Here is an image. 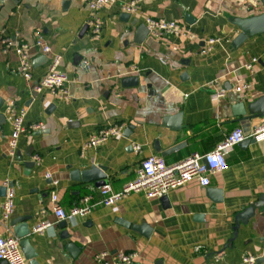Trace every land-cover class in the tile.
I'll list each match as a JSON object with an SVG mask.
<instances>
[{
    "label": "crops",
    "instance_id": "obj_1",
    "mask_svg": "<svg viewBox=\"0 0 264 264\" xmlns=\"http://www.w3.org/2000/svg\"><path fill=\"white\" fill-rule=\"evenodd\" d=\"M127 1L99 11L101 29L92 37L88 28L81 33L88 16L85 0H0V112L5 115L0 186L13 191L7 220L2 218L6 194L0 195V234L15 235L11 219L31 216L26 223L36 264H99L96 253L112 258L130 251L137 252L133 263L138 264H243L246 256L264 264L263 203L233 236L236 213L264 195V140L232 146L228 167L211 174L208 185L193 180L170 190L165 202L132 191L59 226L53 194L66 211L84 195L101 198L94 182L72 180L71 171L101 165L117 192L135 179L144 157L157 154L169 164L205 153L234 127L247 133L264 117L258 109L264 105V31L233 44L247 21L262 13L263 0H142L125 21L120 3ZM144 17L177 21L186 31L148 33L136 42ZM38 35L61 55L58 69L69 78L67 97L33 90L48 56L33 65L30 80L19 72L15 45ZM209 38L217 41L207 50ZM39 56L32 49V61ZM253 57L257 61L248 68ZM127 76L138 77V85L123 87L121 78ZM242 83L248 87L236 92ZM8 99L25 109L26 131L13 156ZM236 102L244 103L245 117L233 115ZM35 123L40 129L29 128ZM116 123L123 124L120 136L88 143L99 129ZM141 225L150 229L147 235L134 228ZM69 243L77 247L73 254Z\"/></svg>",
    "mask_w": 264,
    "mask_h": 264
},
{
    "label": "built area",
    "instance_id": "obj_2",
    "mask_svg": "<svg viewBox=\"0 0 264 264\" xmlns=\"http://www.w3.org/2000/svg\"><path fill=\"white\" fill-rule=\"evenodd\" d=\"M117 0H85L88 10L86 23L88 31L92 37L97 36L101 29L99 11L109 5L116 3ZM142 0H129L120 3V8L123 12L136 14L139 10V5ZM148 33L161 37L165 35H182L186 30L177 21L166 20L163 18L144 17L143 22ZM217 39L209 38L207 50L210 45ZM32 49L37 53L48 56V66L46 72L34 84L33 90L36 93L44 89L49 90L53 94L60 97L68 96L69 78L66 73L60 71L58 66L61 61V55L52 53L51 46L38 35L33 41H21L14 47L15 54L19 62V72L26 79L32 78ZM257 58L253 57L247 67L256 62ZM248 85L246 83L239 84L235 87L236 92H242ZM224 95V91L219 92ZM5 111L7 119L11 125L9 137L8 153L13 156L16 151L17 140L19 136L26 131L24 125L25 109L16 107L13 100L6 101ZM41 124L35 123L29 126L31 129H40ZM123 124L116 123L99 129L92 135L88 141L91 145H96L107 140L110 137H117L122 134ZM245 138H253L255 140H264V117L253 127L250 132L237 126L228 132L213 149L205 153H192L189 156L173 162L166 163L164 158L157 154H151L144 157L136 170V176L133 181L125 185L120 191H112L108 182L99 186L100 199L92 200V195H84L80 199V204L73 205L67 211L57 204L58 196L53 194L51 199L55 203L53 208L54 214L58 220H69L75 216H87L96 206L97 203L103 205H111L121 199L130 192H143L148 198H158L167 194L170 190L187 184L193 180H197L202 185L210 183V175L225 170L228 167L226 155L229 149L235 144L241 142ZM136 151L140 150V145H134ZM35 159L38 156L34 157ZM46 177H51L46 173ZM13 191L7 189L4 202L2 203V218L7 220L13 210L12 204ZM49 223L43 224L36 228L41 231L48 226ZM264 248V247H263ZM137 252H119L114 257H110L107 252L96 253L94 259L99 264H131L136 260ZM256 260L254 256H246L243 259V264H253ZM0 261L6 264H29L25 258L21 247L20 240L15 235L3 236L0 234Z\"/></svg>",
    "mask_w": 264,
    "mask_h": 264
},
{
    "label": "water",
    "instance_id": "obj_3",
    "mask_svg": "<svg viewBox=\"0 0 264 264\" xmlns=\"http://www.w3.org/2000/svg\"><path fill=\"white\" fill-rule=\"evenodd\" d=\"M263 4H264V0H263ZM121 18L125 21L128 20L129 18V13H122L121 14ZM137 19H135L133 21V23H136ZM88 28L87 23L83 25L82 29H81V33L85 32ZM264 31V9L262 11V13H260L259 15L255 16V17H251L248 21L247 24L245 25V28L243 29V31L241 33H239V35L234 39L233 44L235 46H237L242 40H244L246 38V34L247 33H255V32H263ZM148 34V29L146 27V25L144 23H140L137 28H136V35H135V41L136 42H142L145 37ZM47 60V55H42L39 56L38 58L33 59L32 63L33 65H35L38 61L40 60ZM78 59V58H77ZM121 85L123 87H131V86H136L138 85V77L136 76H127V77H123L121 78ZM264 101V98H263ZM2 105V100L0 99V108ZM260 111L261 115H264V105L261 106L260 108H258ZM232 112L233 115L236 116H246V109L244 107V103L243 102H236L232 105ZM5 122V115L0 112V126L3 125ZM126 131V129H125ZM126 133H124L125 135ZM253 138H245L244 140H242V142H246V141H250ZM32 164V162L30 163ZM26 165H29V163H26ZM106 173H105V167L101 166V165H96L93 164L91 165L88 169H84V170H78L75 169L73 171H71L70 173V178L72 180H76V181H82V182H94V184L99 187L101 185H104L107 183L106 180ZM12 182L8 183V187L12 186ZM7 191V186H0V195H5ZM214 193V192H212ZM160 199L165 202L166 201V195H162L160 197ZM222 197L220 194H218L217 197H214V201H221ZM264 204V195L260 196L259 199H257L256 201H254L253 203H251L249 206H247L246 208H244L242 211H239L236 213L235 215V224L233 226V230H234V234L233 236L236 235V232L238 230V226L240 224V222L242 223H247L248 219L250 216H252L255 212V209L257 207H259L261 204ZM31 216H17L14 217L13 219H11L10 221V225L13 227V232L14 234L20 238V247L21 250L25 256L26 259L29 260L30 264H36V261L34 259V257L36 256V253L34 251V249L32 248V246L30 245L29 242V235L31 234V231L26 223V221L28 219H30ZM66 225V221L62 220L59 222V226L60 227H64ZM136 229H139L141 231H143V233L145 235H147L149 233V228H147L144 225L141 226H136L134 227ZM65 232H63L62 234H64ZM232 240V239H230ZM67 248L70 250V252L73 254V250L75 248H77L74 244L69 243L67 245ZM131 264H138V263H131Z\"/></svg>",
    "mask_w": 264,
    "mask_h": 264
}]
</instances>
